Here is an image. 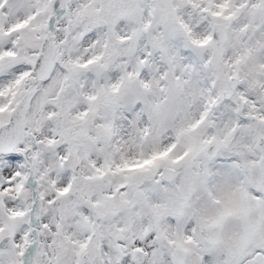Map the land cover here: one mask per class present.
Returning a JSON list of instances; mask_svg holds the SVG:
<instances>
[{
    "label": "snow or ice",
    "instance_id": "snow-or-ice-1",
    "mask_svg": "<svg viewBox=\"0 0 264 264\" xmlns=\"http://www.w3.org/2000/svg\"><path fill=\"white\" fill-rule=\"evenodd\" d=\"M0 264H264V0H0Z\"/></svg>",
    "mask_w": 264,
    "mask_h": 264
}]
</instances>
